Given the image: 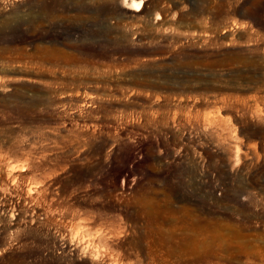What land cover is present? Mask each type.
Returning <instances> with one entry per match:
<instances>
[{"label":"rangeland","instance_id":"374dc122","mask_svg":"<svg viewBox=\"0 0 264 264\" xmlns=\"http://www.w3.org/2000/svg\"><path fill=\"white\" fill-rule=\"evenodd\" d=\"M128 2L0 0V264H264V0Z\"/></svg>","mask_w":264,"mask_h":264},{"label":"bare ground","instance_id":"6f19581e","mask_svg":"<svg viewBox=\"0 0 264 264\" xmlns=\"http://www.w3.org/2000/svg\"><path fill=\"white\" fill-rule=\"evenodd\" d=\"M143 1L144 0H129L126 8L131 10V11H138ZM84 101H85V99H84ZM86 101L89 102L88 100H86ZM133 163H135V158L131 154V149L127 148L126 151L122 154L121 166L114 172V176L117 177L121 174H124V177H125V175L130 172V166ZM106 169L108 171H110L112 168L110 166H107Z\"/></svg>","mask_w":264,"mask_h":264}]
</instances>
